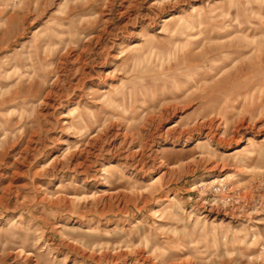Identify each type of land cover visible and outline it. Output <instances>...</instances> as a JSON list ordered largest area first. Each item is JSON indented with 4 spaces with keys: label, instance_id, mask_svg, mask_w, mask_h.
I'll return each mask as SVG.
<instances>
[{
    "label": "rangeland",
    "instance_id": "obj_1",
    "mask_svg": "<svg viewBox=\"0 0 264 264\" xmlns=\"http://www.w3.org/2000/svg\"><path fill=\"white\" fill-rule=\"evenodd\" d=\"M0 264H264V0H0Z\"/></svg>",
    "mask_w": 264,
    "mask_h": 264
},
{
    "label": "bare ground",
    "instance_id": "obj_2",
    "mask_svg": "<svg viewBox=\"0 0 264 264\" xmlns=\"http://www.w3.org/2000/svg\"><path fill=\"white\" fill-rule=\"evenodd\" d=\"M175 112V111H174ZM216 125V124H215ZM218 127V126H217ZM205 129H207V136H217L216 133H215V128H214V121H211L210 124L208 125H204ZM211 138V137H210ZM60 148V144H57L55 147H54V150H58Z\"/></svg>",
    "mask_w": 264,
    "mask_h": 264
},
{
    "label": "built area",
    "instance_id": "obj_3",
    "mask_svg": "<svg viewBox=\"0 0 264 264\" xmlns=\"http://www.w3.org/2000/svg\"><path fill=\"white\" fill-rule=\"evenodd\" d=\"M213 189H214L215 192H221V193L224 190V188H223V186L221 184H219V186H215Z\"/></svg>",
    "mask_w": 264,
    "mask_h": 264
}]
</instances>
